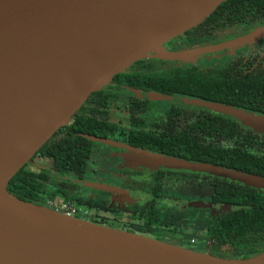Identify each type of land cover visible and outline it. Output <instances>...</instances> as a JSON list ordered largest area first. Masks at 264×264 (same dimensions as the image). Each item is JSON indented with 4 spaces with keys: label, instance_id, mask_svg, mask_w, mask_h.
I'll list each match as a JSON object with an SVG mask.
<instances>
[{
    "label": "water",
    "instance_id": "water-1",
    "mask_svg": "<svg viewBox=\"0 0 264 264\" xmlns=\"http://www.w3.org/2000/svg\"><path fill=\"white\" fill-rule=\"evenodd\" d=\"M227 1L0 0V264H264V253L222 259L68 217L6 189L89 96L130 65L148 58L189 60L263 38L264 27L220 43L164 48ZM144 97L189 103L264 132V116L246 108L162 92H144ZM131 150L136 165L184 168L264 189L261 175Z\"/></svg>",
    "mask_w": 264,
    "mask_h": 264
},
{
    "label": "flooded vegetation",
    "instance_id": "flooded-vegetation-1",
    "mask_svg": "<svg viewBox=\"0 0 264 264\" xmlns=\"http://www.w3.org/2000/svg\"><path fill=\"white\" fill-rule=\"evenodd\" d=\"M224 25V22H216L213 25L217 29L216 36H213L208 44L234 39L263 28L264 20L245 30L234 27L220 30ZM182 38L173 40L164 48L168 51H179L197 46L186 47L187 42ZM205 56L211 60L185 65L177 61L148 58L144 60L153 61L151 69L145 68V64L140 63L143 61L141 60L130 65L123 73L133 75L143 71L153 72L166 66L196 67L202 71L214 67L224 68L226 75L230 77L234 74L243 76L252 73L251 77L244 78L248 84L247 89H243L244 98L243 91L241 90L240 94V88L236 90L240 94L236 101H245V104L236 106L264 116V37L250 44L223 49ZM101 90L114 93L107 99L106 104L100 106L101 104L97 103V118L107 124V129L102 136L85 134L91 141L87 160L80 174L70 177V183L67 182L68 185L64 186L69 196L65 202L76 209L75 217L180 247H184L182 244L186 240L191 244L199 243L206 250L203 254L222 259L233 260L235 258L232 256L235 255L243 258L246 254L252 256L264 250V238L255 245L256 250L251 253L246 249L236 253V250L229 247V243L220 241L223 234L221 230H264V189L243 185L227 177L184 168L154 169L136 165L133 159L134 153L131 149L165 153L138 144V138L134 134L141 135L139 126H142L144 132L150 134L152 139L172 132L173 128L183 127L184 131L191 132L200 140L205 130L204 121L210 119L208 115L218 116V113L197 108L189 103L179 106L167 100L145 98L144 92L157 91L130 87L124 82L116 81V77ZM132 90L141 93L138 95ZM174 96L202 98L190 93ZM238 124L241 128H246V132L260 139L256 142H246V148H255V153H259L260 158L257 163L247 160L245 172L264 176V132L257 131L250 125ZM116 127L121 131L116 132ZM101 139L108 142L98 141ZM102 158L109 159L110 164L102 162ZM50 165L51 161L42 157L38 151L25 166L38 173ZM104 176L107 180L103 179ZM234 198H237V201L231 202ZM58 199L63 200L62 197ZM231 220H236L237 223H231ZM226 221L228 228L224 225Z\"/></svg>",
    "mask_w": 264,
    "mask_h": 264
},
{
    "label": "trees",
    "instance_id": "trees-1",
    "mask_svg": "<svg viewBox=\"0 0 264 264\" xmlns=\"http://www.w3.org/2000/svg\"><path fill=\"white\" fill-rule=\"evenodd\" d=\"M262 20H264V0H228L204 21L178 38L184 36L182 40L187 42L186 47L205 45L216 36L217 29L213 27L216 22L225 23L220 30L231 27L245 30ZM140 63L145 64V68L151 69L150 65L153 61L143 60ZM251 76L252 73L243 76L234 74L230 77L226 75V69L218 67L202 71L196 67L166 66L153 72L143 71L133 75L122 73L116 76V81L146 91L152 89L170 95L190 93L204 99L236 106L245 104V101H236V98L241 94V90L247 89L248 84L244 78ZM238 88H240V94L236 91ZM95 94L89 98L70 124L60 128L40 148L39 153L51 161V165L38 173L23 166L7 184L6 189L10 194L23 201L42 205L50 200L57 201L60 197L64 202L68 200L69 196L64 186L68 185L67 182L70 183V177L80 174L91 148V141L85 137V134L102 136L107 129V124L97 118L96 114L99 112L97 103L101 104L100 106L106 104L107 99L114 93L110 94L109 91L101 90ZM244 95L243 91V98ZM208 118L210 119H206L203 123L205 130L200 140L191 132L184 131L183 127L173 128L172 132L168 134L166 132L153 139L150 134L144 132L142 126L138 129L141 135L133 134L138 138L139 145L188 160L212 163L222 167L228 166L241 171H246L247 160H251V163L258 162L260 154H256V149L253 147L246 148V142H256L260 140L259 138L246 132V128H241L238 122H230L227 117L211 114ZM231 200L235 202L237 198ZM224 223L228 228V221ZM231 223L236 224L237 221L231 220ZM221 231L223 234L220 241L229 243V247L236 250V253L242 249L251 253L256 250V244L264 238V230L229 228ZM263 253L264 250L252 256L246 254L243 258L237 255L232 257L245 260Z\"/></svg>",
    "mask_w": 264,
    "mask_h": 264
},
{
    "label": "rangeland",
    "instance_id": "rangeland-1",
    "mask_svg": "<svg viewBox=\"0 0 264 264\" xmlns=\"http://www.w3.org/2000/svg\"><path fill=\"white\" fill-rule=\"evenodd\" d=\"M211 59H207V56L205 55H200L197 57H191L189 58V60H182V61H177L179 63H181L182 65L185 64H193V63H197V62H209ZM121 131L119 128L116 127V132ZM102 162L106 163L107 165L110 164L109 159L107 158H102ZM104 180H107V177H103ZM172 194V193H171ZM178 195V194H177ZM79 209H82V207L80 205H77ZM83 219V218H82ZM149 237H152L149 235ZM176 246V245H175ZM182 246H184L183 248L191 250V251H197L198 253H205L206 250L203 248V246L199 243H195V244H191L189 243L187 240L184 241V244H182ZM180 247V246H179Z\"/></svg>",
    "mask_w": 264,
    "mask_h": 264
},
{
    "label": "built area",
    "instance_id": "built-area-1",
    "mask_svg": "<svg viewBox=\"0 0 264 264\" xmlns=\"http://www.w3.org/2000/svg\"><path fill=\"white\" fill-rule=\"evenodd\" d=\"M47 207L54 209L68 217H75L76 209L73 206H70L66 202L62 200H57V201H48L46 203Z\"/></svg>",
    "mask_w": 264,
    "mask_h": 264
}]
</instances>
